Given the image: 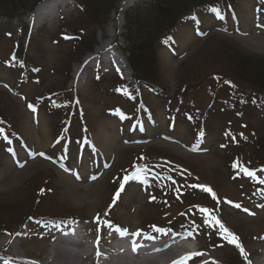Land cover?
I'll return each instance as SVG.
<instances>
[{
    "label": "rangeland",
    "instance_id": "rangeland-1",
    "mask_svg": "<svg viewBox=\"0 0 264 264\" xmlns=\"http://www.w3.org/2000/svg\"><path fill=\"white\" fill-rule=\"evenodd\" d=\"M148 1L115 0L112 7L113 0H95L96 19L82 8L68 7L65 21L57 19L45 29L39 24L32 28L28 8L11 14L0 5V128L19 135L24 146L15 152L17 161L10 159L6 148L13 143L0 133V238H9L8 245L15 244L22 258L38 262L49 255L59 219L71 218L91 240L109 227L131 233L171 231L173 238H192L180 245L200 248L211 264H261L264 173L237 171L255 156L264 159V93L248 86L260 84L264 72L250 76L236 68L250 60L264 66V0H231L236 23L223 11L197 12L199 22L171 29L176 43L169 54L162 43L145 48L140 36L133 39L134 31L124 30L120 15ZM168 1L175 2L161 0ZM47 13L55 10L41 13L38 23H45ZM61 25L81 27L80 49L61 38ZM17 40L19 47L25 44L24 63L38 69V75L23 73L11 61ZM132 44L146 58L150 82H128V72L111 64L109 72H99L97 58L85 64L101 45L118 58L120 52L130 53ZM66 95L75 104L74 115L57 106ZM117 112L128 118L125 125H118ZM259 138L261 148L255 146ZM66 139L84 156L80 174L60 169L58 155ZM91 139L100 149L94 158L87 153ZM128 175L135 178L121 190ZM195 185L212 189L214 198L190 190ZM192 202L214 211L238 237L244 255L219 226L197 217L195 209L189 213Z\"/></svg>",
    "mask_w": 264,
    "mask_h": 264
},
{
    "label": "bare ground",
    "instance_id": "bare-ground-1",
    "mask_svg": "<svg viewBox=\"0 0 264 264\" xmlns=\"http://www.w3.org/2000/svg\"><path fill=\"white\" fill-rule=\"evenodd\" d=\"M54 3H43L36 8L35 13L31 17H28V20L32 19L33 21L35 19L36 22L41 13L52 8ZM122 6L125 7L126 3ZM110 54L111 50L109 47L101 45L95 51L94 56L104 58V55ZM112 62L113 59L111 58L105 59V63L111 64ZM114 64L120 68L119 62L115 61ZM124 68L125 65L122 70H125ZM108 238L114 239V236ZM159 239L145 248L136 247L135 249H129L126 246L120 248L108 246L107 243L102 244L101 241L103 240L99 237H93L92 240L90 239L91 242H86L84 239L78 245H72L70 242H67V238L63 237L50 246V250H48L49 255L46 259L35 262L27 258L24 259L22 258L23 256L16 253L17 246L15 244L10 246L7 243L9 242V238H0V264H174V262L181 261L182 258L184 264H211L202 255H195L200 248L196 247L197 251L193 253L190 251V248L180 245L182 242L189 241V236L183 235L181 238H173L162 235ZM99 246H103L104 249H98ZM202 246L204 248L205 244ZM75 250H78V252ZM133 260H137L138 263H135ZM261 264H264V260L261 261Z\"/></svg>",
    "mask_w": 264,
    "mask_h": 264
},
{
    "label": "trees",
    "instance_id": "trees-1",
    "mask_svg": "<svg viewBox=\"0 0 264 264\" xmlns=\"http://www.w3.org/2000/svg\"><path fill=\"white\" fill-rule=\"evenodd\" d=\"M30 1V2H29ZM173 4H170V2H167V5L162 4L161 0H152V3L148 5L147 9L144 13H142V10L139 8L131 9L129 10L124 16H125V28L124 30L126 32H130L133 36V39H137V37L140 36L142 38L147 46H144L145 48L151 49L155 43L163 39L165 36L164 34H168L171 29H175L176 26L179 23L180 17L182 16L185 11L181 12L180 3L181 0H174ZM25 2H27L25 4ZM35 0H0V5L4 6L3 9L7 10L6 12L9 13H17L16 11L20 9H27L29 8L31 4H33ZM30 3V4H29ZM115 4V0H113L111 6ZM113 7V6H112ZM111 7V8H112ZM111 8L107 11V13L111 10ZM1 11V10H0ZM158 24H161L163 26H160ZM159 28V30H158ZM141 49L140 47H137L136 44H132V49L130 50L131 55V67L136 75V79L144 80L147 82H150L151 79L150 74L148 73L149 70H147L145 67L148 63H144V58L141 56ZM149 53V52H148ZM150 54V53H149ZM252 64V65H251ZM255 65V66H254ZM264 66L259 64L258 61L250 60V62H245L242 64H238L236 70L238 72H244V74L251 75L255 73H261L264 72ZM240 75V74H239ZM238 78H241L237 76ZM242 80H245L244 78H241ZM237 80V79H236ZM261 81L260 84L254 86H250L252 89H254L257 92L264 93V75L262 76V79H258ZM240 82V81H239ZM247 83V81H244ZM241 84H245L242 83ZM247 85V84H245ZM251 85H254L252 83ZM261 140L260 138L256 141V145L258 148H261ZM258 159V158H257ZM260 162L264 163V159L260 158Z\"/></svg>",
    "mask_w": 264,
    "mask_h": 264
},
{
    "label": "snow or ice",
    "instance_id": "snow-or-ice-1",
    "mask_svg": "<svg viewBox=\"0 0 264 264\" xmlns=\"http://www.w3.org/2000/svg\"><path fill=\"white\" fill-rule=\"evenodd\" d=\"M29 107H31V105H30ZM21 166H22V165H21ZM234 166H235V165H234ZM248 175L251 176V175H253V173L249 172ZM134 178H135L134 176H125V177H124V181L126 182V181H128V180H130V179H134ZM260 182L264 183V181H260ZM122 189H123V183L121 184V190H122ZM204 190H205V191H210V189H204ZM119 191H120V190L117 191L116 196H119ZM114 200H115V197H114ZM235 207L239 208L240 205L237 204V205H235ZM201 211L203 212V211H207V210L202 209ZM245 211H247V209H245ZM249 214H251V213H249ZM205 222H207V221H205ZM216 223H217V224L219 225V227L223 230V232H224V234H225V238L228 239V242H229V243H232V244H235V246H236L237 248L240 249L241 255H244V249H243V247L240 245L238 237H236L234 234H232L231 232H229V230H228L227 228H225L224 225L221 224L218 220L216 221ZM154 230L161 231L160 229H155V228H154ZM195 255H201V253H195ZM189 258H190V256H189ZM174 264H184V260H183V258H182L181 261H179V262H174Z\"/></svg>",
    "mask_w": 264,
    "mask_h": 264
}]
</instances>
